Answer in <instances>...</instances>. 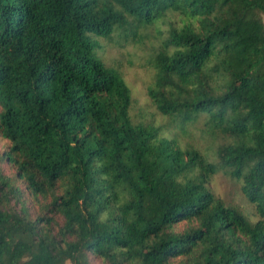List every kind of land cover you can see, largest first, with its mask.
I'll return each mask as SVG.
<instances>
[{
	"label": "trees",
	"instance_id": "obj_1",
	"mask_svg": "<svg viewBox=\"0 0 264 264\" xmlns=\"http://www.w3.org/2000/svg\"><path fill=\"white\" fill-rule=\"evenodd\" d=\"M263 14L264 0H0V264H264ZM113 38L142 48L157 113L200 123L211 147L133 119L101 56ZM226 168L255 221L210 187Z\"/></svg>",
	"mask_w": 264,
	"mask_h": 264
},
{
	"label": "rangeland",
	"instance_id": "obj_2",
	"mask_svg": "<svg viewBox=\"0 0 264 264\" xmlns=\"http://www.w3.org/2000/svg\"><path fill=\"white\" fill-rule=\"evenodd\" d=\"M262 19L264 22V14L262 15ZM113 39L111 41L101 40V44L103 45L101 56L109 65H119L123 70L125 79L132 88L134 100L131 113L133 119L162 127L165 136L175 135L183 146L193 144L201 147H211L205 135L203 137L199 130L200 123L188 126L187 132L183 133L174 125L169 117L157 113L146 94V87L152 78L153 72L139 66L142 63L140 57L144 53L142 48L132 43L119 46L116 39H114L115 41ZM6 145V140L0 139V152L5 149ZM2 167L6 174L13 176V169L7 163H3ZM18 183L20 185V182ZM210 187L227 204L239 208L252 221L258 218L254 212L253 205L247 201L246 196L241 190V183L231 177L227 168L218 172L212 178ZM25 198L29 210L34 213L38 208L36 200L28 193L25 194ZM183 224H180L178 229H182ZM94 264L98 263L94 262Z\"/></svg>",
	"mask_w": 264,
	"mask_h": 264
}]
</instances>
